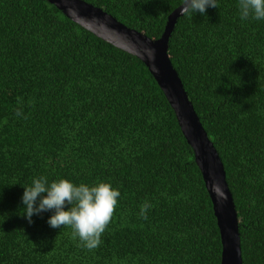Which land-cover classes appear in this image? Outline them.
I'll return each instance as SVG.
<instances>
[{
  "label": "trees",
  "instance_id": "16d2710c",
  "mask_svg": "<svg viewBox=\"0 0 264 264\" xmlns=\"http://www.w3.org/2000/svg\"><path fill=\"white\" fill-rule=\"evenodd\" d=\"M83 1L150 39L181 3ZM217 4L176 18L167 55L222 163L241 264H264V20ZM39 176L119 190L99 247L50 227V211L22 215L23 185ZM220 248L192 151L145 65L46 0H0V264H219Z\"/></svg>",
  "mask_w": 264,
  "mask_h": 264
},
{
  "label": "water",
  "instance_id": "95a60500",
  "mask_svg": "<svg viewBox=\"0 0 264 264\" xmlns=\"http://www.w3.org/2000/svg\"><path fill=\"white\" fill-rule=\"evenodd\" d=\"M46 1L94 36L135 56L145 65L163 93L180 132L192 151L193 161L210 200L219 233V264H241L238 219L225 182L222 163L200 125L167 55V39L176 18L180 15L182 5L168 13L160 36L150 39L83 0ZM149 49L154 50V56H149Z\"/></svg>",
  "mask_w": 264,
  "mask_h": 264
},
{
  "label": "clouds",
  "instance_id": "9594fccd",
  "mask_svg": "<svg viewBox=\"0 0 264 264\" xmlns=\"http://www.w3.org/2000/svg\"><path fill=\"white\" fill-rule=\"evenodd\" d=\"M180 14L192 18L199 12L206 13V8H218L217 0H181ZM238 14L241 20H264V0H237ZM150 57L154 50L149 49ZM16 116L23 115L22 110H15ZM26 118V117H25ZM21 197L23 216L32 223L33 215L45 211L52 212L47 223L52 228H71V238L79 239L80 246L89 251L102 243L101 237L109 225L118 204L120 192L110 183L97 181L93 185H79L67 179L51 182L44 176L34 177L30 185H23ZM65 205L68 207L65 208ZM152 205L145 201L140 206L139 215L147 219V210Z\"/></svg>",
  "mask_w": 264,
  "mask_h": 264
}]
</instances>
